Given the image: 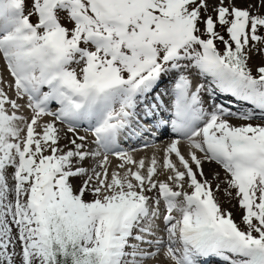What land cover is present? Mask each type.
<instances>
[{"label": "snow or ice", "instance_id": "obj_1", "mask_svg": "<svg viewBox=\"0 0 264 264\" xmlns=\"http://www.w3.org/2000/svg\"><path fill=\"white\" fill-rule=\"evenodd\" d=\"M0 59V264H264V0H0Z\"/></svg>", "mask_w": 264, "mask_h": 264}, {"label": "bare ground", "instance_id": "obj_2", "mask_svg": "<svg viewBox=\"0 0 264 264\" xmlns=\"http://www.w3.org/2000/svg\"><path fill=\"white\" fill-rule=\"evenodd\" d=\"M5 74H6V73H5ZM6 75H7V74H6ZM170 88H171V87H168V89H170ZM211 107H212V106H210V107L208 108V110H210ZM30 112H31V110H30ZM257 118H259V114H257ZM231 122L234 123V124L243 123V121H238V120H234V119H233ZM251 122H252L253 124H257V123H255V120H254V121H251ZM38 130H39V129H38ZM79 135H86V136H88L89 140L92 139V138H91L89 135H87V133H85V132L82 133V134L79 133ZM170 138H175V137H173V136H171V135H163V137H162L161 139L157 140L156 146L153 147L154 150H150V151H146V152L143 151V152H145L146 155H148V156H151L150 153H152V152H153V154H152L153 156H154V155L156 156V154H157V158H158V160H160L161 163H162V156H163V155H162L161 157H159L158 153H157L155 150L162 149V152H163V148L166 146V144L168 143V141H169ZM65 143H67V141L62 139V140H61V145H64ZM182 148H183V146H182ZM139 152H141V150L136 149V151L133 152V155L137 158ZM162 154H163V153H162ZM144 156H145V155H144ZM110 160H111V163H112V167H114V166L116 165V163H118V161H117L115 158H110ZM145 160L147 161V160H149V159H145ZM89 162L91 163V161H89ZM110 168H111V167H110ZM158 171L160 172L159 179H164V178H165V175H164V171H163L162 167L159 168ZM214 171H218V172L220 173V177H221V179H223V177H224V172H223V170H221V168H220L218 165H216L215 163H205V164H204V173H205L206 176H210L211 173L214 172ZM217 182H218V181H212V183H213V187H215V184H216ZM187 191H190V189H188ZM216 196H219V194L216 195ZM86 198L90 199L91 197L89 196V197H86ZM220 201H221V203H229V202H230L225 196H221V197H220ZM178 215H179V213H178ZM175 216H177V215L175 214ZM177 217H178V216H177ZM142 247H143V246H142ZM147 247H148V246L145 245V248H147ZM162 252H163V250H161L160 253H158L156 257L149 258V259L145 260V261H144V264H146V263H148V264H154V263H156V264H171V262H169V260H167V258H165V257L163 256V253H162Z\"/></svg>", "mask_w": 264, "mask_h": 264}, {"label": "rangeland", "instance_id": "obj_3", "mask_svg": "<svg viewBox=\"0 0 264 264\" xmlns=\"http://www.w3.org/2000/svg\"><path fill=\"white\" fill-rule=\"evenodd\" d=\"M225 38H227V37H225ZM217 44H218V47L220 48V50L223 51V46L220 45L219 42H217ZM261 61H262V57H261L260 55H253L252 60L250 61V64H251V65H258V64L261 63ZM257 123H259V121H258ZM79 131H80V130H79ZM84 131H85V130H81L80 132L83 133ZM155 151L158 153L159 157L162 156V153H161V151H160L159 149H158V150H155ZM156 155H157V154H156ZM140 157H141V156H140ZM143 157H144V156H143ZM143 157H141V158H143ZM157 159H158V158H157ZM75 183H79V181H75ZM185 190H188L187 185H185ZM218 194H219V196H216V195H218ZM151 195H155V193H153V194H151ZM215 196H216L218 202L220 203V206H221L223 209L227 210L228 212H231V214H232V218L235 220V222H236L238 225H240V224H241V215H242V211H241V209L239 208V206H238V204H237V201H236L235 199H232V200H230L229 203H221V201H220V197H221V196H225L224 193H223L222 191H221V192H216V193H215ZM241 227H243V225H241Z\"/></svg>", "mask_w": 264, "mask_h": 264}]
</instances>
